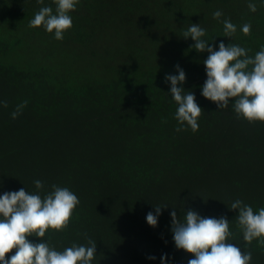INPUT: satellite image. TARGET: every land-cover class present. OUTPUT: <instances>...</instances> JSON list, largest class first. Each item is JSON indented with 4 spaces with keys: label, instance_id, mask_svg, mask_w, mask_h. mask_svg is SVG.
Listing matches in <instances>:
<instances>
[{
    "label": "trees",
    "instance_id": "obj_1",
    "mask_svg": "<svg viewBox=\"0 0 264 264\" xmlns=\"http://www.w3.org/2000/svg\"><path fill=\"white\" fill-rule=\"evenodd\" d=\"M254 2L255 13L249 0H80L57 41L30 26L41 7L55 12L54 0H0V194L36 192L39 179L41 195L57 185L80 201L68 226L42 240L58 251L95 241L93 264H159L163 253L187 264L191 255L174 248L170 212L183 221L194 210L227 218L228 242L264 264V243L245 242L230 210L237 199L264 207V123L238 118L231 100L219 110L202 97L208 54L183 39L190 23L200 24L214 50L223 41L254 56L264 47V0ZM225 19L237 26L231 38ZM176 65L203 112L195 133L176 131L165 81ZM155 206L168 208L153 229L145 217Z\"/></svg>",
    "mask_w": 264,
    "mask_h": 264
},
{
    "label": "clouds",
    "instance_id": "obj_2",
    "mask_svg": "<svg viewBox=\"0 0 264 264\" xmlns=\"http://www.w3.org/2000/svg\"><path fill=\"white\" fill-rule=\"evenodd\" d=\"M43 3V0H38ZM55 12L50 6L41 7L30 21V26L44 30L57 41L64 39L66 31L73 26L71 13L76 10L80 0H54ZM250 12L257 11V4L249 0ZM222 11L213 13V18L220 20ZM224 36L231 38L237 26L230 20L222 21ZM240 31L251 34V24L245 23ZM206 30L200 24H191L183 33V39H191L196 52L207 53L203 61L206 80L200 89L206 100L216 104L219 110L226 109L230 100L238 118L249 123H264V47L254 56L237 44L227 46L221 41L212 46L204 39ZM175 75H167L165 81L170 85L169 95L177 105L175 119L177 132L199 129V117L202 109L196 103L195 95L185 91L183 84L186 73L175 66ZM27 101L18 105L11 113L16 119L22 114ZM0 107H7L0 101ZM36 192H29L25 187L18 191L0 194V264H93L96 257V242L89 240L87 245L73 244L63 251H58L42 240L48 230L61 231L68 226L74 210L80 201L78 196L67 187L52 185L51 191L44 195V183L34 181ZM168 207L155 206L154 211L146 214V224L155 229L158 226L162 210ZM230 210L237 212V222L242 230L243 240L251 243L257 240L264 243V207L254 211L253 207L242 200H235ZM172 241L177 251L190 254L187 264H251V252L241 251L234 243L228 242L232 233L230 222L225 217H202L194 210L185 213L183 221L178 219L177 212H170ZM28 237H35L40 242L34 243ZM13 249V255L5 259ZM149 260L157 257L150 255ZM174 257L161 254L159 264H173Z\"/></svg>",
    "mask_w": 264,
    "mask_h": 264
}]
</instances>
